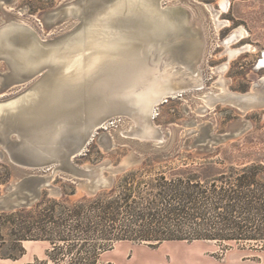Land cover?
I'll return each mask as SVG.
<instances>
[{"label":"rangeland","instance_id":"obj_1","mask_svg":"<svg viewBox=\"0 0 264 264\" xmlns=\"http://www.w3.org/2000/svg\"><path fill=\"white\" fill-rule=\"evenodd\" d=\"M225 1V9L220 0L161 2L163 6L184 9L183 19L190 27V31L184 30L177 37L165 39L176 45L175 58L165 47L159 46L162 55L174 62L172 65L181 71V78L188 82L174 95H163L165 100L154 104L148 125L162 133L163 142L158 148L175 149L176 153L157 159L154 152H147L139 161L129 162L119 173L102 169L101 177L114 176L112 185L92 195L74 181L75 176L57 171L49 184L58 189V194L52 193L49 187H42L38 199L31 205L0 211V264H114L115 259L120 260L119 264H169L186 253L218 263L239 260L264 264V239L245 238L264 234V66H259L264 54V0ZM0 4L11 6L9 9L19 15L20 22L30 25L43 37L64 33L79 22L77 17L53 16L66 6L78 4L72 0L63 3L62 0H13L10 3L0 0ZM161 15L164 17L163 13ZM79 27L77 25L72 33ZM110 29L121 28L111 26ZM233 34L234 38L226 44L225 40ZM94 56L90 54L88 59ZM7 72L5 61L0 59V105L31 91L25 89L29 80L9 82L4 78ZM242 95L250 98L231 99ZM133 126V117L117 115L115 123L96 131L84 153L73 161L80 166L105 161L109 167L119 165L134 146L115 140L114 136L131 131ZM202 133L211 135L210 139L196 140ZM225 134L231 135L222 139ZM106 136L113 140L108 149L99 141ZM205 157L215 160L203 163ZM192 173L198 176L201 190L208 193L213 189L218 193L229 190L242 198L229 200V204H235L229 209L225 207L227 200L219 202L215 208L214 201L211 206L199 201L197 209L187 207L177 211V215L170 214L158 193L167 188L169 182L175 185L176 179L186 181V175ZM38 174L48 176L50 171ZM16 175L13 166L0 158V195ZM206 175H210L209 178H205ZM242 175H249L251 182L240 180ZM125 193L132 194L136 203L131 202L128 208L119 203L116 219L109 228L108 223L100 219L94 202ZM213 200L218 201L216 195ZM185 212L195 214L196 223L187 222ZM226 215H229V224L221 220ZM176 216L181 221L178 225L172 222ZM151 218L163 219L173 223L170 227L181 230L229 233V239L163 241L156 246L117 240L102 249L105 240L101 234L106 227L115 232L125 228L145 229ZM24 234L35 238L16 240Z\"/></svg>","mask_w":264,"mask_h":264},{"label":"water","instance_id":"obj_2","mask_svg":"<svg viewBox=\"0 0 264 264\" xmlns=\"http://www.w3.org/2000/svg\"><path fill=\"white\" fill-rule=\"evenodd\" d=\"M3 1L10 3L13 0ZM66 1L62 0V3ZM138 1L72 0L78 4L66 6L61 12H54L53 16L77 17L79 22L71 30L53 37H43L30 25L20 22L19 15L13 13L12 8L9 9L11 6L2 7L0 4V59L5 61L8 68L4 78L13 83L29 80L25 89H31L13 101L16 103L14 109L0 111V158L8 161L17 173L0 195L1 212L31 205L38 199L42 187H49L52 193L58 194V189L49 184L51 176L57 171L75 176L74 181L92 195L112 185L114 176L101 177L102 169L119 173L125 170L129 162L139 161L147 152H154L157 159L176 153L175 149L158 148L163 137L156 129H153V133H138L141 128L135 125V121L150 124V113L143 115L134 103L133 91L128 88L131 85L130 70L119 69L117 65L111 64L108 68L103 67L84 76L75 71V63L69 69L54 63L27 67L28 62L38 60L49 49L83 43L89 32L97 33L98 28L93 25L102 24L108 19L113 21L106 22L107 25L121 28L109 34H117L118 37L125 34L131 38L133 29L134 33L146 32L149 28L139 17L116 15L118 12H129L134 6L130 3ZM143 1L148 10L165 14L174 27L165 31V36L157 41L175 58L176 45L169 44L165 39L177 37L184 30L190 31L183 19L186 14L184 9L163 6L162 0ZM77 25L80 29L72 33ZM177 92L168 91L164 95L169 97ZM243 97L233 96L231 99H247ZM163 100L164 96L158 99ZM122 114L133 117L134 121L131 131L114 136L115 140L126 141L134 146L123 161L115 167H109L107 161L96 165L76 164L73 160L84 153L96 131L115 123L116 116ZM229 135H223L222 139ZM209 137L211 135L202 133L196 140ZM99 141L107 149L113 145L109 136ZM45 170L50 171V175L38 174Z\"/></svg>","mask_w":264,"mask_h":264},{"label":"bare ground","instance_id":"obj_3","mask_svg":"<svg viewBox=\"0 0 264 264\" xmlns=\"http://www.w3.org/2000/svg\"><path fill=\"white\" fill-rule=\"evenodd\" d=\"M143 3H145L143 0L131 2L130 4L134 6L129 12H118L116 15L122 14L125 18L139 17L145 26L149 28L146 32L138 31L139 33H134L133 29L131 38L125 34L119 37L117 34H109L112 29L107 23L113 20L108 19L102 24L95 25L98 28L97 33L89 32L85 36L83 43L73 44L67 48L64 46L65 50L62 52L49 49L46 52L47 54L42 55L38 60L28 62L27 67L54 63L65 67L70 64L67 67L69 69L75 63V67L73 66L75 71L84 76L90 75L103 67L108 68L111 64L117 65L119 69L126 68L131 72V85L128 88L133 91L134 103L143 115L149 114L161 96L168 91L185 87L187 81L185 82L181 78V71L172 65L174 62L168 61L167 56L162 55L159 50L160 43L157 40L165 36V31H169L174 27L168 22L169 20H167L165 14H163V17L160 12L148 10ZM220 5L225 9L226 1L220 0ZM234 35L230 38L228 37L225 43L229 44ZM152 40L155 43L150 42ZM233 53L234 51L231 52V54ZM90 54H95L96 56L88 59ZM75 55H78L77 58H74ZM259 66H264V54L260 58ZM262 80L264 81V77H262ZM7 104L0 105V111L7 108L14 109L16 106L14 102ZM5 105L7 106L5 107ZM137 124L141 128L140 133H153V128H149V124L145 122L139 124L135 121V125Z\"/></svg>","mask_w":264,"mask_h":264},{"label":"trees","instance_id":"obj_4","mask_svg":"<svg viewBox=\"0 0 264 264\" xmlns=\"http://www.w3.org/2000/svg\"><path fill=\"white\" fill-rule=\"evenodd\" d=\"M214 158L205 157L202 161L203 163H212L214 162ZM256 170L255 167L252 168ZM210 175H206L205 178H209ZM197 175L192 173L190 175H186L187 180L183 181L182 179H176L177 183L167 184L168 187L164 188L163 191L158 193L161 202H163L164 206L167 207L168 212L172 215H177V211H184L187 207L191 209H197L196 203L202 201L204 204L212 205L214 208L217 204L221 201L227 200L226 208L235 206L234 203L229 204V200H239L242 198L241 195L229 193V190H223L220 193L216 192L214 189L211 192H206V190H201L199 188V182L197 180ZM249 175H242L239 177L240 180H249ZM253 177V176H252ZM160 179H165L164 176H160ZM251 179V177H250ZM251 182V180H249ZM217 196L218 201L213 200L215 195ZM132 194L125 193L123 196H111L108 199L101 201V199L96 200L94 203L96 205V209L98 210L99 217L101 220L108 223L109 228L111 227V223H113L116 219L117 209L119 208V203H122L124 207H130L131 202L136 203L134 199L131 198ZM191 205V206H189ZM91 207V206H90ZM95 209V206H92ZM186 213V212H185ZM177 217V216H176ZM196 218L195 214L186 213V221L189 223H196L194 220ZM176 219V220H175ZM173 219L175 225H178L181 221L177 217ZM222 221H226L229 224V215L222 216ZM246 220V219H245ZM173 224V223H172ZM168 221H164L163 219L158 218H151L148 223H146L147 227L145 229H121L119 231H109L105 228L104 233L101 235L103 236L105 243H102V249L108 248L110 243L117 240H128L133 242H145L150 246H156L163 241H193V240H209L215 238H223L229 239V233H210L208 231H200L197 229L191 230H181L177 228L170 227L172 225ZM103 232V231H102ZM113 232V233H111ZM33 235H21L16 240H23V239H34ZM245 238H261L264 239V234L260 235V237H253V235H246ZM83 264H94L93 262L83 263Z\"/></svg>","mask_w":264,"mask_h":264},{"label":"crops","instance_id":"obj_5","mask_svg":"<svg viewBox=\"0 0 264 264\" xmlns=\"http://www.w3.org/2000/svg\"><path fill=\"white\" fill-rule=\"evenodd\" d=\"M119 261L120 260H118V259L116 260L115 259L112 262L114 264H119L120 263ZM137 264H139V263H137ZM169 264H249V263H245V262L239 261V260H237V261H235V260H225V261H223L221 263H218V262H214L211 259L206 258V257L202 258L201 256H197L195 254H191V253L187 254L186 253V254L180 256V258H175L174 260L169 262Z\"/></svg>","mask_w":264,"mask_h":264},{"label":"flooded vegetation","instance_id":"obj_6","mask_svg":"<svg viewBox=\"0 0 264 264\" xmlns=\"http://www.w3.org/2000/svg\"><path fill=\"white\" fill-rule=\"evenodd\" d=\"M74 43H70V44H67V45H61V46H57V47H55V48H52L51 50H57V52H62L63 50H65L64 49V46H66V48L67 47H69V46H71V45H73ZM61 50V51H60ZM58 54H60V55H63V54H61V53H58Z\"/></svg>","mask_w":264,"mask_h":264}]
</instances>
